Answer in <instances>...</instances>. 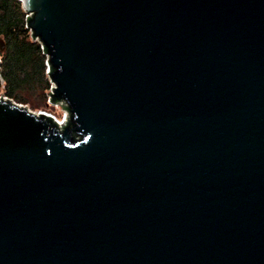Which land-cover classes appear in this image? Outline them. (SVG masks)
Here are the masks:
<instances>
[{"label": "water", "instance_id": "water-1", "mask_svg": "<svg viewBox=\"0 0 264 264\" xmlns=\"http://www.w3.org/2000/svg\"><path fill=\"white\" fill-rule=\"evenodd\" d=\"M19 2L65 112L0 96V264H264V0Z\"/></svg>", "mask_w": 264, "mask_h": 264}, {"label": "trees", "instance_id": "trees-1", "mask_svg": "<svg viewBox=\"0 0 264 264\" xmlns=\"http://www.w3.org/2000/svg\"><path fill=\"white\" fill-rule=\"evenodd\" d=\"M0 37L4 43L0 51V94L46 109L50 82L45 73V56L26 27L25 12L18 0H0Z\"/></svg>", "mask_w": 264, "mask_h": 264}, {"label": "built area", "instance_id": "built-area-1", "mask_svg": "<svg viewBox=\"0 0 264 264\" xmlns=\"http://www.w3.org/2000/svg\"><path fill=\"white\" fill-rule=\"evenodd\" d=\"M19 1V0H18ZM26 27L28 28L27 24H26ZM32 34V32H31ZM34 40H37L39 42V39L37 37L33 38ZM39 47L42 51V53L44 54L45 56V52H44V48L42 47L41 43L39 42ZM44 64L46 65L47 64V58L45 57V60H44ZM45 73L48 75V79H49V74L47 73V70H46V67H45ZM50 81V80H49ZM1 97H3V95L0 94ZM9 100H12L9 98ZM14 101V100H12ZM15 102V101H14ZM46 103H47V106H52V107H59L61 110H62V114L61 115H58L56 116L52 110H50L49 108H46V109H49L51 112H52V115L57 119V120H60L61 117L63 116L64 112H65V105L62 104L60 101H57L55 103H51V97L50 95L47 93V99H46ZM25 106H27L26 104H24Z\"/></svg>", "mask_w": 264, "mask_h": 264}, {"label": "rangeland", "instance_id": "rangeland-1", "mask_svg": "<svg viewBox=\"0 0 264 264\" xmlns=\"http://www.w3.org/2000/svg\"><path fill=\"white\" fill-rule=\"evenodd\" d=\"M28 106L31 107L30 105H28ZM46 107H47V106H46ZM31 108H33V107H31ZM47 108H49L50 110H52V112H53L56 116L62 114V110H61L59 107H52V106H49V107H47Z\"/></svg>", "mask_w": 264, "mask_h": 264}]
</instances>
